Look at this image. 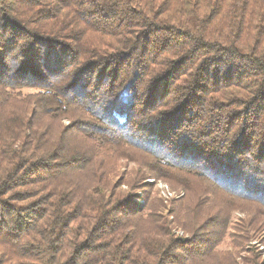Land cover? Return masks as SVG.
<instances>
[{
	"label": "trees",
	"instance_id": "1",
	"mask_svg": "<svg viewBox=\"0 0 264 264\" xmlns=\"http://www.w3.org/2000/svg\"><path fill=\"white\" fill-rule=\"evenodd\" d=\"M96 149L142 170L82 188ZM256 238L264 0H0V264H264Z\"/></svg>",
	"mask_w": 264,
	"mask_h": 264
},
{
	"label": "rangeland",
	"instance_id": "2",
	"mask_svg": "<svg viewBox=\"0 0 264 264\" xmlns=\"http://www.w3.org/2000/svg\"><path fill=\"white\" fill-rule=\"evenodd\" d=\"M26 93H31L26 91ZM33 93V92H32ZM63 127H67L69 126V122L68 121H63L62 124ZM79 143L77 142V145ZM81 145V144H80ZM79 145V146H80ZM85 145V144H84ZM85 146L89 147L88 144H86ZM93 153L95 155L98 156L97 161L101 160V163H98L96 166L97 169V174L94 176V174H92V170L93 168L90 170H88V173H85V175H81L77 177V181L80 182L82 185L81 187L83 188V186L85 185L86 187H89L90 185L92 187H96V185L94 184V181H98V179L100 178V176L102 175L101 173H107V174H112L115 175L113 178V181H118V182H124L127 180L132 179L133 177H135L136 173L138 171L142 170V166L140 161V156L135 155L134 157H132L130 160H118L117 157L113 154V152L107 150L105 153H100L99 149L94 150ZM135 160V161H134ZM95 162V164L97 163V161L93 160ZM149 162V160H148ZM134 180V178L132 179ZM137 182H135L134 184H136ZM164 181H156L154 179H148L146 181H144V183H142V185H140L139 187L141 189H138L137 195H138V199L137 202L142 205V197L144 195L145 191H153L154 196H158L160 199H162L164 201V205L166 206V208L169 209H176L181 201H183V199L187 198V193L183 190V189H173L172 188H178L177 186H172ZM195 186H201L200 184H195ZM144 187V188H142ZM128 188L126 186L121 187V191H127ZM175 202H178V204H175L173 206V204ZM242 215L234 212L232 214H230V221L231 223H233V225H236L237 221L242 218ZM176 236L178 238H188V236L182 231V230H176L175 231ZM258 238H256L254 241L249 242L248 244H244L245 248H249V247H258L260 245H262L261 247L257 248L261 255V259L262 261H264V244H262L260 242V244H258ZM236 245L239 246L240 249H242V256H246L248 257L249 255L244 253V249L243 248V243L241 241L236 242Z\"/></svg>",
	"mask_w": 264,
	"mask_h": 264
}]
</instances>
